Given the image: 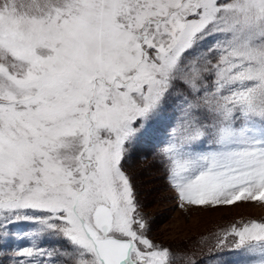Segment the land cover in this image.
<instances>
[{
  "label": "snow or ice",
  "instance_id": "obj_1",
  "mask_svg": "<svg viewBox=\"0 0 264 264\" xmlns=\"http://www.w3.org/2000/svg\"><path fill=\"white\" fill-rule=\"evenodd\" d=\"M146 137L180 207L264 202V0H0V255L173 264L124 170ZM214 239L264 264V222Z\"/></svg>",
  "mask_w": 264,
  "mask_h": 264
},
{
  "label": "rangeland",
  "instance_id": "obj_2",
  "mask_svg": "<svg viewBox=\"0 0 264 264\" xmlns=\"http://www.w3.org/2000/svg\"><path fill=\"white\" fill-rule=\"evenodd\" d=\"M156 151L154 138L141 139L127 156L124 170L131 179L140 211L148 224V237L155 243L171 248L176 254L173 264H187L188 261L215 264L210 256L215 252L216 233L233 223L250 220L264 222V202L260 201L242 200L216 207L189 204L180 207L176 193L167 183L158 163ZM11 227L12 231L21 233L30 226L21 223ZM25 243L12 239L5 242L7 254L0 255V264H13L9 258L13 255V247H23ZM53 243L44 241L45 245ZM224 255L231 258L236 254L225 252Z\"/></svg>",
  "mask_w": 264,
  "mask_h": 264
},
{
  "label": "trees",
  "instance_id": "obj_3",
  "mask_svg": "<svg viewBox=\"0 0 264 264\" xmlns=\"http://www.w3.org/2000/svg\"><path fill=\"white\" fill-rule=\"evenodd\" d=\"M231 264V263H230Z\"/></svg>",
  "mask_w": 264,
  "mask_h": 264
}]
</instances>
